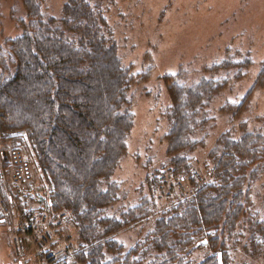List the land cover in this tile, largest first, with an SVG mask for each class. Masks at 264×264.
<instances>
[{
  "label": "trees",
  "instance_id": "16d2710c",
  "mask_svg": "<svg viewBox=\"0 0 264 264\" xmlns=\"http://www.w3.org/2000/svg\"><path fill=\"white\" fill-rule=\"evenodd\" d=\"M20 1L22 33L0 45V138L25 133L48 181L50 213L71 219L75 246L65 248L69 254L62 259L219 264L220 255L222 264H230V249L243 243L245 253L264 264V132L221 135L208 154L213 169L207 182H198L187 157L197 148L188 138L200 103L220 87L209 79L201 84L165 79L171 103L167 157L174 176H188L195 188L155 217L141 242L123 250L112 236L155 212L147 198L118 217L103 212L115 195L100 185L118 166L133 127L128 100L133 77L120 63L100 0H68L58 19L43 18L42 0ZM204 247L208 252L200 261L192 258Z\"/></svg>",
  "mask_w": 264,
  "mask_h": 264
},
{
  "label": "rangeland",
  "instance_id": "374dc122",
  "mask_svg": "<svg viewBox=\"0 0 264 264\" xmlns=\"http://www.w3.org/2000/svg\"><path fill=\"white\" fill-rule=\"evenodd\" d=\"M67 1L42 0L43 18H60ZM99 2L120 63L133 77L128 93L133 127L118 166L100 185L115 195L103 212L118 217L143 198L155 204L150 219L112 236L127 252L144 239L155 217L193 195L195 188L188 176H174L167 157V77L189 84L209 79L220 86L209 102L204 95L188 138L197 144L187 157L198 182L211 180L208 154L221 135L264 132V0ZM20 18V0H0V45L21 35ZM51 202L48 181L25 133L1 137L0 264L72 263L70 256L62 259L69 254L65 248L75 246L71 219L52 215ZM242 246L230 249V264H262ZM207 252V247L198 249L192 258L200 261Z\"/></svg>",
  "mask_w": 264,
  "mask_h": 264
},
{
  "label": "water",
  "instance_id": "95a60500",
  "mask_svg": "<svg viewBox=\"0 0 264 264\" xmlns=\"http://www.w3.org/2000/svg\"><path fill=\"white\" fill-rule=\"evenodd\" d=\"M218 261H219V264H222V262H221V258H220V255H219V257H218Z\"/></svg>",
  "mask_w": 264,
  "mask_h": 264
}]
</instances>
